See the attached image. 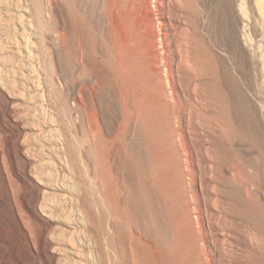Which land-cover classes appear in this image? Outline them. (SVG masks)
Listing matches in <instances>:
<instances>
[{
    "label": "rangeland",
    "instance_id": "374dc122",
    "mask_svg": "<svg viewBox=\"0 0 264 264\" xmlns=\"http://www.w3.org/2000/svg\"><path fill=\"white\" fill-rule=\"evenodd\" d=\"M262 1L187 0L193 31L204 16L218 55L207 52L200 79H176L202 123L192 158L147 99L151 79L112 75L109 0H0V264H200L192 161L209 206L264 232ZM261 247L242 263L264 264Z\"/></svg>",
    "mask_w": 264,
    "mask_h": 264
},
{
    "label": "bare ground",
    "instance_id": "6f19581e",
    "mask_svg": "<svg viewBox=\"0 0 264 264\" xmlns=\"http://www.w3.org/2000/svg\"><path fill=\"white\" fill-rule=\"evenodd\" d=\"M196 2L201 4V0ZM261 4L264 9V1ZM164 6L166 8L162 11ZM153 7L140 5L138 0H109L107 13L111 34L109 54L115 63L112 75L118 79L124 76L129 79H151L148 89L150 97L147 99L151 103H162L168 113V123L172 126L169 135L175 138L179 134L188 149L185 150L193 158L197 155L193 145L194 136L198 134L197 130L202 123L200 121L194 124L192 121L188 112L190 102L187 100V89L176 82V79H181L182 72L194 73L195 77L200 79L207 52L209 51L213 57L218 55L213 54L209 41L204 37L203 31L208 21L204 16L199 17L201 33L194 32L195 29L193 31L190 24L192 14L187 0H155ZM154 11L158 12V23L152 17ZM202 40L206 44H203ZM163 66L165 73L161 71ZM222 69L226 78L235 75L227 63ZM166 78L169 79L170 90L163 82ZM138 85L142 88L141 82ZM198 86L199 84L195 83L194 88L197 89ZM233 97L234 102H237V98L234 95ZM184 106L186 111L178 113L182 128H175L173 119L177 114L176 108ZM262 114L264 115V104ZM5 116L0 102V123ZM189 169L197 174L194 189L199 197L200 208L204 212L202 224L208 238L207 244L204 243L202 248L200 264H204L209 256L213 258L214 264H243L244 258L261 252L264 232L258 228L245 231L238 229L236 224L234 227L231 226L232 222L225 210L219 211L215 205H208L207 201L211 197H204L205 188L200 178L199 164L192 161L189 163ZM218 198L220 197L212 200L217 202ZM27 239L30 242L29 237ZM46 240L47 238H44L45 242Z\"/></svg>",
    "mask_w": 264,
    "mask_h": 264
}]
</instances>
